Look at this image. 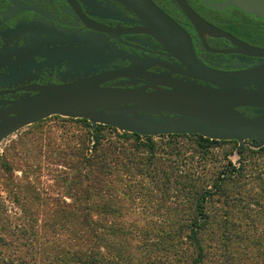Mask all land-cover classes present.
<instances>
[{
  "label": "trees",
  "instance_id": "trees-1",
  "mask_svg": "<svg viewBox=\"0 0 264 264\" xmlns=\"http://www.w3.org/2000/svg\"><path fill=\"white\" fill-rule=\"evenodd\" d=\"M76 120L87 140L56 146L58 160L72 171L61 184L70 201L42 199L39 231L29 203L12 194L24 215L15 217L11 236L27 247L28 264H264V166L243 162L246 147L264 154V146H244L239 166L229 160L210 166L209 148L222 141L158 137L170 147L176 137L198 139L199 166H180L169 158L180 151L173 146L160 156L154 137L98 124L92 139L89 121ZM102 127L122 144L103 139ZM6 211L3 224L11 227Z\"/></svg>",
  "mask_w": 264,
  "mask_h": 264
},
{
  "label": "water",
  "instance_id": "water-1",
  "mask_svg": "<svg viewBox=\"0 0 264 264\" xmlns=\"http://www.w3.org/2000/svg\"><path fill=\"white\" fill-rule=\"evenodd\" d=\"M67 1L72 10L78 7L96 17H117L110 13L116 9L114 3L135 10L126 0ZM32 2L0 0V25L15 21L0 38V69L4 64L13 67L0 72V87L24 90L17 98L0 100V143L28 125L57 115L88 120L92 139L96 126L101 124L142 139L195 134L211 140L236 141V156L246 145L253 149L264 146V59L243 70L219 72L200 64L188 41L182 44L190 57L175 54L176 59L187 67L193 62L197 77L215 86L179 80L168 73L154 74L146 72L149 65L115 48L102 31L97 34L96 29L85 27L82 34L61 24L48 27L52 23L44 21L42 6L37 0ZM136 2L140 7L150 5L159 16L172 21L151 0ZM225 3L264 17V0ZM184 10L190 20H201L192 10ZM28 13L36 16L28 18ZM28 34L31 37L27 40ZM116 59L129 64L108 69L106 63ZM51 66H57L59 83L21 86ZM61 67L65 70L61 71ZM138 75L140 82L135 80ZM111 79L124 80L104 85ZM240 108H251L253 116L245 115Z\"/></svg>",
  "mask_w": 264,
  "mask_h": 264
},
{
  "label": "flooded vegetation",
  "instance_id": "flooded-vegetation-1",
  "mask_svg": "<svg viewBox=\"0 0 264 264\" xmlns=\"http://www.w3.org/2000/svg\"><path fill=\"white\" fill-rule=\"evenodd\" d=\"M26 1L33 3L34 0ZM37 1L42 6L44 21L52 23L48 27L61 24L67 29L74 32L79 31L82 34L86 31L85 27L96 29L97 34L102 31L109 37V41L114 43L115 48L125 50L138 61L149 65L146 72L168 73L179 80L215 86L197 77L198 71L194 68L193 62H190L191 66L187 67L176 59L175 54L186 59L190 57L182 44L188 41L197 61L203 66L219 72L243 70L264 59V56L261 55V52L264 51V17L230 7L226 5V0H151L172 20L171 22L167 18L159 16L160 13L158 14V11L148 4H145L144 7L137 6L136 0H126L135 10L114 3L116 9L110 13L112 12V15L117 17L113 18L92 16L80 11L78 7L72 10L67 0ZM142 1L147 3L146 0ZM92 2L100 3L106 2V0ZM215 6H222V8ZM46 8H48L47 11ZM184 8L192 10L201 20H195V22L190 20ZM28 14V18L36 16ZM14 22L10 20L0 25L1 39L3 33L11 29ZM47 30L49 29L47 28ZM30 37L28 34L27 40ZM22 38H25V35ZM41 38L45 39L44 33L41 34ZM2 44L0 40V45ZM128 64L126 60L121 61L120 59H116L110 64L106 63L108 69H112L114 66L121 68ZM6 69L10 71V69L13 70V67L10 68L4 64L0 72ZM60 70L63 71L65 68L61 67ZM140 78L141 75H138L135 80L140 82ZM120 80L124 79H111L104 85H112ZM59 82L57 66H51L36 73L34 80L20 85H44ZM252 88H254L253 85ZM22 93L24 90L0 87V100H11ZM239 110L249 117L253 116L251 108H240ZM248 143L249 141H246V144Z\"/></svg>",
  "mask_w": 264,
  "mask_h": 264
},
{
  "label": "rangeland",
  "instance_id": "rangeland-1",
  "mask_svg": "<svg viewBox=\"0 0 264 264\" xmlns=\"http://www.w3.org/2000/svg\"><path fill=\"white\" fill-rule=\"evenodd\" d=\"M78 125L76 119L51 116L20 129L0 143V264H5L3 262L7 259V261L13 259L11 264L23 263L16 261L18 257L25 260L24 264H28L30 260L27 247L21 243V239H18V242L11 236L15 217L24 215V212L12 202L13 195L19 196L21 200L24 197L23 200L29 203V212L36 220L35 229L39 231L43 230L46 212L44 204L41 203L42 199L47 197L44 202L50 203L60 202L62 199L70 201L66 193L67 189L61 184L64 183L62 178L64 172L71 174L72 171L64 168L63 163L58 160L60 158L57 157L56 146L71 148L78 146L79 138L87 140L85 130L80 129L82 132H76L80 128ZM100 136L116 144H122L121 141H117L108 127L101 128ZM154 139L157 147L160 148L158 152L160 156L166 157L164 152L172 150L174 146L180 151V155L174 153L169 157L170 160H175L180 166H199L202 150L197 148V138L176 137L171 147L165 146V139ZM236 147L237 143L234 141H222L211 145L210 154L206 157L209 159L208 163L210 166H223L229 160L234 166H239L238 156L234 153ZM26 150L27 154L24 153ZM250 150L248 147L244 149L243 155L248 159L243 157L244 164L251 162L250 166H264V154H248ZM3 209H6L10 215L11 227L3 224H7L3 219L5 216L2 214Z\"/></svg>",
  "mask_w": 264,
  "mask_h": 264
}]
</instances>
